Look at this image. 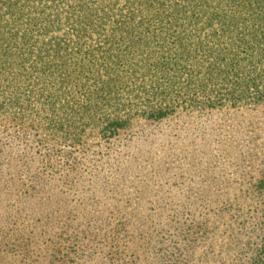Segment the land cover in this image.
Instances as JSON below:
<instances>
[{"label": "rangeland", "instance_id": "1", "mask_svg": "<svg viewBox=\"0 0 264 264\" xmlns=\"http://www.w3.org/2000/svg\"><path fill=\"white\" fill-rule=\"evenodd\" d=\"M139 1L0 0L7 33L39 38L26 69H0V264L263 257L264 59L126 69ZM20 48L0 37L12 63Z\"/></svg>", "mask_w": 264, "mask_h": 264}, {"label": "trees", "instance_id": "2", "mask_svg": "<svg viewBox=\"0 0 264 264\" xmlns=\"http://www.w3.org/2000/svg\"><path fill=\"white\" fill-rule=\"evenodd\" d=\"M142 1V0H141ZM139 1V3H141ZM143 11L134 28L124 31L127 41L119 54L126 69H251L255 57L264 59V0H143ZM149 4V5H148ZM14 4L0 9V37L18 41L21 48L14 55L21 62L12 63L11 51L0 53V69H26L28 53L39 39L29 28L6 32L2 21L13 18ZM65 11L54 10L47 16L58 18ZM144 14L142 18L141 15ZM133 18V17H132ZM255 25V26H253ZM39 36L41 35L40 29ZM123 38V37H122ZM50 44L49 40H46ZM55 45V44H54ZM59 51V48L52 49ZM144 54L145 56H141ZM209 58L208 65H193L197 58ZM43 62L44 53L37 57ZM202 59V60H203ZM27 69H35L28 66ZM39 69H50L41 65ZM9 102H10V97ZM7 97L0 90V100ZM1 103V101H0ZM8 108V107H6ZM0 107L3 113L8 109ZM264 194V183L256 186ZM253 264H264L261 260Z\"/></svg>", "mask_w": 264, "mask_h": 264}]
</instances>
